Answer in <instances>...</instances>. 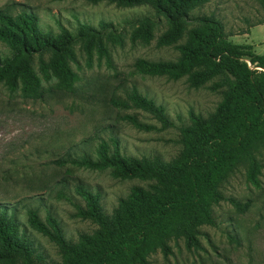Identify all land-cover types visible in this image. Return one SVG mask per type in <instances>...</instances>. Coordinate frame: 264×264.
Returning <instances> with one entry per match:
<instances>
[{"label":"trees","instance_id":"trees-1","mask_svg":"<svg viewBox=\"0 0 264 264\" xmlns=\"http://www.w3.org/2000/svg\"><path fill=\"white\" fill-rule=\"evenodd\" d=\"M119 8L148 6L154 15L126 22L123 29L101 21L95 27L78 23L75 31L59 26L57 33L44 30L32 11L14 13L15 5L0 9V42L11 57L0 58V83L10 92L20 87L22 96L41 100L45 95L41 79L57 80L70 89L78 81L71 64H77L75 47L83 52L86 66L94 57L111 66L109 46H123L126 27L132 44L148 45L163 19L166 30L156 38V47H173L175 61L151 62L137 59L135 70L147 76L186 78L192 88L207 87L221 95L213 112L206 117L189 113V123L180 126L178 154L170 161L158 156L134 157L123 154L118 140L102 141L96 156L69 159L78 168L111 169L113 178L152 181L146 187L133 186L120 198L111 214H106L99 193L77 185L75 193L84 202L73 215L91 221L96 229L68 240L60 222L51 214L42 220L34 209L27 210V224L53 243L59 262L47 261L34 240L21 231L13 213L0 205V264H149L150 255H172V241L182 239L188 251L202 249L200 229L216 227L213 208L229 202L240 213L249 203L226 198L221 187L230 175L243 167L247 180L259 186L260 157L264 151V53L248 45L229 41L222 22L213 15L193 16L192 12L209 0H84ZM264 10V0H255ZM38 63V73L34 61ZM39 74V75H38ZM113 106L134 108L150 115L158 124H146L135 116L125 120L143 132L174 127L161 105L133 88L127 100ZM60 159L58 165L65 164Z\"/></svg>","mask_w":264,"mask_h":264},{"label":"rangeland","instance_id":"rangeland-1","mask_svg":"<svg viewBox=\"0 0 264 264\" xmlns=\"http://www.w3.org/2000/svg\"><path fill=\"white\" fill-rule=\"evenodd\" d=\"M14 3V13L32 11L42 29L55 33L60 25L73 32L79 22L97 27L105 21L123 29L126 22L154 15L148 6L119 8L84 0H0V9ZM192 15L215 16L222 22L229 41L248 45L257 54L264 53V10L255 0H209ZM166 27L161 19L155 39L148 45L132 44L131 29L126 27L124 45L109 46L111 66L95 56L92 66L87 67L85 55L77 45V64H71V68L78 81L65 89L57 86L56 79H41L46 91L41 100L23 97L20 87L10 92L0 83V205L14 214L21 231L34 240L47 261L59 262L60 255L53 243L28 226V209L36 210L42 220L48 214L54 216L65 237L75 242L79 234H91L97 228L91 221L73 216L76 206H84L75 193L77 185L99 193L105 213L111 214L133 186L152 183L116 179L110 168H78L69 159L83 154L95 158L97 146L115 138L127 156H158L170 161L180 151L178 128L189 123V113L206 117L220 102L219 93L207 87L192 88L186 78L147 76L135 70L133 63L137 59H177L178 52L173 47H156V38ZM11 55V50L0 42V58ZM34 70L38 73L37 60ZM133 88L163 106L174 127L143 132L129 124L127 115L159 127L140 110L113 106V102L126 101ZM60 159L65 164L58 165L56 161ZM260 163L258 187L247 180L243 167L234 171L221 187L226 198L249 203L247 211L240 213L227 201L219 203L213 208L217 226L200 229L201 250L188 251L182 239L172 241V255L164 257L157 252L150 255L149 264H264V151Z\"/></svg>","mask_w":264,"mask_h":264}]
</instances>
